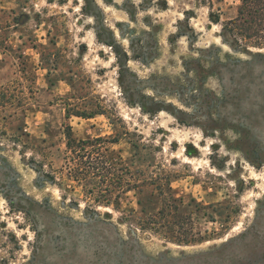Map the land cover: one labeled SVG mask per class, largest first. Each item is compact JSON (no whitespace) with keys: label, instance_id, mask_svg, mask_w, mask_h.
<instances>
[{"label":"rangeland","instance_id":"1","mask_svg":"<svg viewBox=\"0 0 264 264\" xmlns=\"http://www.w3.org/2000/svg\"><path fill=\"white\" fill-rule=\"evenodd\" d=\"M242 6L0 0V264H264V47L224 31ZM67 126L118 139L119 204L71 177Z\"/></svg>","mask_w":264,"mask_h":264},{"label":"trees","instance_id":"2","mask_svg":"<svg viewBox=\"0 0 264 264\" xmlns=\"http://www.w3.org/2000/svg\"><path fill=\"white\" fill-rule=\"evenodd\" d=\"M215 16V22L219 23L220 17ZM224 31L234 45L242 50L248 49L249 46L263 48L264 0H243L238 17L225 24ZM71 115L69 112L68 118ZM75 115L82 117L79 113ZM72 131V127L67 126V155H70L66 159L68 164H72L71 177L75 181L84 182L86 193L92 200L107 206L119 204L123 194L136 186L129 179L128 169L123 165L116 166L108 155L109 149L106 145L116 144L118 139L77 140ZM105 185L106 188L103 189ZM113 191L117 195H114Z\"/></svg>","mask_w":264,"mask_h":264}]
</instances>
